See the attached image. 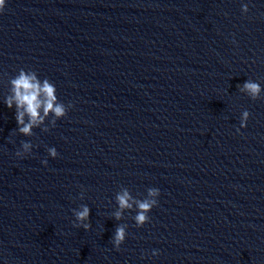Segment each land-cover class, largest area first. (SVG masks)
Returning <instances> with one entry per match:
<instances>
[{
  "label": "clouds",
  "instance_id": "obj_1",
  "mask_svg": "<svg viewBox=\"0 0 264 264\" xmlns=\"http://www.w3.org/2000/svg\"><path fill=\"white\" fill-rule=\"evenodd\" d=\"M6 0H0V13L5 9ZM242 13L249 11L248 4H243L241 8ZM10 95L6 97L5 104L9 109L15 105V119L17 122V131L23 136H32L34 128H41L42 131H49L48 125L45 121L48 120L49 124L54 127L56 121L65 117L68 110L72 107L71 104L65 105L59 101L56 94L57 89L55 85L47 78L41 80L38 74L33 70L20 69L18 74L11 78L9 81ZM240 92L248 95L252 100L261 98V93L264 89L261 88L260 83L253 80H246L243 85H237ZM250 113L245 110L241 115L240 127L236 129L237 132L240 128L247 126ZM49 117L51 119L49 120ZM43 126V127H42ZM33 148L32 143L22 142V151H17L16 155L23 158L24 154L30 153ZM49 156L56 158L58 156L57 150L52 147L47 149ZM47 164V160L42 161ZM160 195L158 188H148L147 196L141 200L132 196L127 188H122L116 194V202L118 205L117 210L112 214L116 220H121L125 210L136 209L134 220L137 227H142L149 222L148 213L157 206V197ZM83 198V194H81ZM76 223L75 227H82L88 230L91 227L89 222L90 208L87 205H81L80 208L73 209ZM127 225L120 224L115 229L111 241L114 247L119 250L120 245L126 239ZM153 255H158L156 250H153Z\"/></svg>",
  "mask_w": 264,
  "mask_h": 264
}]
</instances>
